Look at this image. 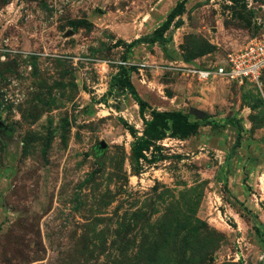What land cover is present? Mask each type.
Segmentation results:
<instances>
[{"label": "rangeland", "instance_id": "obj_1", "mask_svg": "<svg viewBox=\"0 0 264 264\" xmlns=\"http://www.w3.org/2000/svg\"><path fill=\"white\" fill-rule=\"evenodd\" d=\"M180 1L0 0V264H264L262 95L183 72L264 38V0H186L151 41ZM122 66L146 120L180 111L208 125L144 141ZM242 109L234 147L253 179L228 186L212 138L225 131L228 147Z\"/></svg>", "mask_w": 264, "mask_h": 264}, {"label": "trees", "instance_id": "obj_2", "mask_svg": "<svg viewBox=\"0 0 264 264\" xmlns=\"http://www.w3.org/2000/svg\"><path fill=\"white\" fill-rule=\"evenodd\" d=\"M186 0H181L176 4L166 15L165 20L154 29L153 35L150 37L151 41L156 39L162 40L163 33L170 27L175 16L180 15L184 11V4ZM142 36L127 43V49H131L135 44L142 42ZM128 68L125 66L119 67L117 73V82L121 87L128 88L129 94H131L138 105L139 115L144 125V141L145 139L157 140L165 137L168 134L170 137L179 139H189L197 134L201 126L208 125L206 121L200 122L197 117L190 120L187 115L180 111H156L151 109V120H146L143 117V111L148 107V103L141 99L136 90L133 88L130 79L127 77ZM264 72V70H263ZM262 72V73H263ZM200 112V111H198ZM202 113V112H200ZM204 117H205V113ZM239 141V140H238ZM141 153V150H138ZM241 203V202H239Z\"/></svg>", "mask_w": 264, "mask_h": 264}, {"label": "built area", "instance_id": "obj_3", "mask_svg": "<svg viewBox=\"0 0 264 264\" xmlns=\"http://www.w3.org/2000/svg\"><path fill=\"white\" fill-rule=\"evenodd\" d=\"M264 70V38H254L229 52L211 67L190 66L184 68L186 76L200 82L214 79L237 85L250 83L260 91L264 103L261 75Z\"/></svg>", "mask_w": 264, "mask_h": 264}, {"label": "crops", "instance_id": "obj_4", "mask_svg": "<svg viewBox=\"0 0 264 264\" xmlns=\"http://www.w3.org/2000/svg\"><path fill=\"white\" fill-rule=\"evenodd\" d=\"M192 66H195V65H192ZM198 67H200V66H198ZM244 112H245V110H243V109L241 111L235 110V111L231 112V115L235 116L236 119H238V121L233 122L234 126H229V129L232 130V131L230 130L232 132V136H231V138H229V136H228V138L230 140L229 141L230 145L228 147L225 146L223 148V146H224L223 140H225V138H226L225 135L223 134V132H225V131H223V130L218 131V133L212 138V139H216V141H215L216 151L222 152L224 154L225 161H227L228 166H230L228 173L226 174V179H225L226 180L225 183L228 184V186L230 185L231 177H233V175L237 178L238 181H240L241 178H245V176L243 177V175H244L243 173L248 172L249 175H248V178H246V182L248 184H251L252 183L251 179H253L252 174L254 172V168L251 167L252 166L251 162H250L251 160L248 163V167H250L251 170H248V169H246L247 171L243 170V166L245 165L244 161L242 160L244 158L243 152L245 151L243 145L234 147L235 142L237 140H240V135L241 134L243 135L246 132L247 124L249 123L248 119L246 118V113H244ZM206 126L207 125L201 126V127L205 128ZM200 131H201V129H200ZM227 132H229V131H227ZM217 138H218V140H217ZM219 139H222V141ZM249 181H251V183ZM239 184H240L239 185L240 188L238 190H236V193L238 194L237 198L239 200H243V198H245V196H247V189L244 187V185L242 186L241 182H239Z\"/></svg>", "mask_w": 264, "mask_h": 264}, {"label": "water", "instance_id": "obj_5", "mask_svg": "<svg viewBox=\"0 0 264 264\" xmlns=\"http://www.w3.org/2000/svg\"><path fill=\"white\" fill-rule=\"evenodd\" d=\"M101 147L102 148H105L106 147V144L103 142V143H101Z\"/></svg>", "mask_w": 264, "mask_h": 264}]
</instances>
